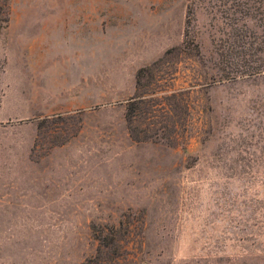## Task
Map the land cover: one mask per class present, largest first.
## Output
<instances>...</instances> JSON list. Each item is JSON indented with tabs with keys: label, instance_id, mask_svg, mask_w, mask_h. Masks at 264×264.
<instances>
[{
	"label": "rangeland",
	"instance_id": "374dc122",
	"mask_svg": "<svg viewBox=\"0 0 264 264\" xmlns=\"http://www.w3.org/2000/svg\"><path fill=\"white\" fill-rule=\"evenodd\" d=\"M0 264H264V0H0Z\"/></svg>",
	"mask_w": 264,
	"mask_h": 264
},
{
	"label": "trees",
	"instance_id": "16d2710c",
	"mask_svg": "<svg viewBox=\"0 0 264 264\" xmlns=\"http://www.w3.org/2000/svg\"><path fill=\"white\" fill-rule=\"evenodd\" d=\"M168 52H165L164 55H167ZM157 63V62H156ZM154 62V65L156 64ZM153 65V64H152ZM260 69H256L254 73H256L257 71H259ZM144 69H139L137 70L136 74H135V85L138 86L139 85V78H141V74L143 73ZM235 76H231L229 77L230 79H233ZM127 111H126V119L129 121L130 118L133 116L134 113V109L135 107L133 106V103H130L129 105H127Z\"/></svg>",
	"mask_w": 264,
	"mask_h": 264
}]
</instances>
